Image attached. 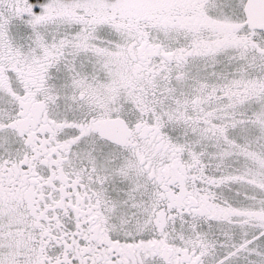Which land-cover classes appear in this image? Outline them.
I'll use <instances>...</instances> for the list:
<instances>
[{
  "label": "snow or ice",
  "instance_id": "6c2138e0",
  "mask_svg": "<svg viewBox=\"0 0 264 264\" xmlns=\"http://www.w3.org/2000/svg\"><path fill=\"white\" fill-rule=\"evenodd\" d=\"M0 264H264V0H0Z\"/></svg>",
  "mask_w": 264,
  "mask_h": 264
}]
</instances>
